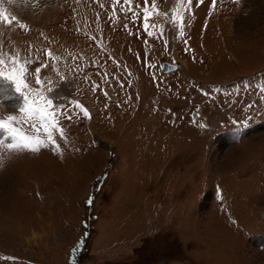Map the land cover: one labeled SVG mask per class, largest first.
<instances>
[{
  "label": "rangeland",
  "instance_id": "374dc122",
  "mask_svg": "<svg viewBox=\"0 0 264 264\" xmlns=\"http://www.w3.org/2000/svg\"><path fill=\"white\" fill-rule=\"evenodd\" d=\"M156 3L150 37L142 0H0L66 134L0 153V264H264V0H194L183 37ZM20 103L0 78V118Z\"/></svg>",
  "mask_w": 264,
  "mask_h": 264
},
{
  "label": "snow or ice",
  "instance_id": "6c2138e0",
  "mask_svg": "<svg viewBox=\"0 0 264 264\" xmlns=\"http://www.w3.org/2000/svg\"><path fill=\"white\" fill-rule=\"evenodd\" d=\"M12 0H9L11 3ZM150 0H142L143 7V30L148 36L153 37L155 33L150 31L151 28H156L155 23L150 24V17L155 16H167L168 13L160 12L157 8L156 0H151L150 8L147 7ZM239 2V0H234ZM114 4H119L120 0H113ZM125 4L131 5L132 0H124ZM199 3L203 5L205 0H199ZM218 0H211V9L213 11L217 8ZM194 6V0H175V6L172 8V14L170 17V23L175 25L180 35H184V25L186 23L184 19V12L191 11ZM131 10V8H129ZM0 21L6 22L8 26H12L14 21H17L15 16L9 18L4 14L3 9H0ZM20 28H25L26 25L19 23ZM161 35L163 29H160ZM164 46L167 47V41L165 40ZM45 55L52 59L53 53L47 51ZM11 65L8 71L4 69ZM47 63H42L40 66L35 67L32 70L31 79L34 80L35 85L38 87H31L29 83L28 67L24 62H21L17 55H8L0 53V78L13 87L16 94L21 99L19 113L22 115L9 114L6 117L0 118V133H3V138H0V153L18 154V153H38L42 148L52 147L54 151L59 152L60 145L57 143L53 136V131H57L60 134V138L64 139L66 134L62 127L58 126V119L56 113L59 112V107L53 105V100L45 96L43 89L44 81L42 79V69L48 68ZM47 92H52L53 89L48 87ZM107 95V93H105ZM76 108H79L83 114V117L90 118L88 110L79 102H74ZM50 109H53L50 111ZM64 119L71 121L72 116L70 113H61ZM39 122V127L37 123ZM205 127V125H201ZM241 128L247 127L246 124L240 125ZM41 129L45 133L44 137L39 135ZM231 131H236V123L234 122ZM0 166H2V160H0ZM91 201H89L90 203ZM80 245L73 249V253L79 251Z\"/></svg>",
  "mask_w": 264,
  "mask_h": 264
},
{
  "label": "water",
  "instance_id": "95a60500",
  "mask_svg": "<svg viewBox=\"0 0 264 264\" xmlns=\"http://www.w3.org/2000/svg\"><path fill=\"white\" fill-rule=\"evenodd\" d=\"M161 69H162V72L166 73V72H169L170 70H174V66H171V65L163 62L161 64Z\"/></svg>",
  "mask_w": 264,
  "mask_h": 264
}]
</instances>
